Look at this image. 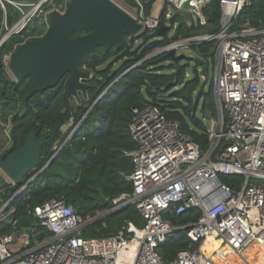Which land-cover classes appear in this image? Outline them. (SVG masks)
Segmentation results:
<instances>
[{"label":"built area","instance_id":"obj_1","mask_svg":"<svg viewBox=\"0 0 264 264\" xmlns=\"http://www.w3.org/2000/svg\"><path fill=\"white\" fill-rule=\"evenodd\" d=\"M134 1L136 6L127 13L139 25V32L164 27L170 38L177 28L171 22L177 13L196 15L195 25L206 24L200 13L209 0H163L162 16L146 13V0ZM67 3L64 9L53 10L62 13ZM184 3L189 8L184 9ZM247 5L248 0H219L216 33L169 41L154 53L171 49L177 53L214 41L218 122L216 130L208 127L210 145L201 152L157 108L132 109L128 130L136 149L127 154L132 171L123 175L132 184V193L128 199L125 195L114 199L109 213L133 204L144 225L138 228L127 221L115 235L85 238L83 222L74 209L64 200H48L30 211L48 235L38 239L32 228L0 235V264H264V25L238 21ZM25 19L12 34L25 28ZM223 112L228 116L225 125ZM220 175L243 176L244 180L236 190L222 183ZM7 205L8 201L0 207V226L13 212H4ZM170 209L177 215L195 210L199 216L194 222L173 226L164 218ZM15 223L10 226L15 228ZM179 230L199 243L198 248L179 251L172 261L164 262L157 249Z\"/></svg>","mask_w":264,"mask_h":264},{"label":"trees","instance_id":"obj_2","mask_svg":"<svg viewBox=\"0 0 264 264\" xmlns=\"http://www.w3.org/2000/svg\"><path fill=\"white\" fill-rule=\"evenodd\" d=\"M10 1L12 3L7 0L0 3V40L5 30L11 29L24 15L28 7L24 3L36 0ZM122 1L131 8L136 6L134 0ZM146 1V13L150 14L149 8L156 0ZM64 5L65 0H53L41 7L46 12L53 7L64 9ZM201 13L206 19L204 26L195 25V22L187 26L183 16L175 14L171 20L177 25L173 38H168L166 33L160 35V28L153 32L143 31L136 37L127 35L120 49L111 47L105 52L99 47L88 54L80 65L90 74L84 81L85 91L68 95L67 83L62 82L26 102L24 97L31 79L25 76L18 81L12 80L6 71L5 59L25 41L39 39L47 26L44 22L36 27L37 18L33 16L21 32L7 37L0 46V89L5 88L0 99V153L7 150L9 156L19 151L32 130L44 142L38 168L23 180L22 185H13L0 174V207L8 201L4 212L13 210L1 224L0 235L32 228L38 239L47 236L48 232L36 224L30 211L48 200H64L85 222L100 212H109L114 208L113 200L121 195L128 199L132 184L123 175L132 171L131 157L127 154L136 149L128 130L133 108L145 105L157 108L166 120L176 122L179 133L196 144L201 152L208 150L210 141L205 116L207 112L216 113L213 79L202 78L194 68L189 74L190 63L185 59L174 61L167 52L154 54L169 41L216 33L221 16L219 0H209ZM246 20L251 25H264V0H248L238 17L239 22ZM85 33L75 29L71 37ZM139 40L142 41L140 45L137 44ZM214 47V41H208L189 48L209 69L214 64ZM109 58L111 61L107 63ZM227 118V113L223 112L225 122ZM5 138L9 139L8 145H5ZM49 161L48 166L16 194ZM219 180L237 190L244 178L220 175ZM133 215L136 216L132 218ZM198 216L199 212L195 210L177 215L170 209L164 214L173 226L194 222ZM13 221L15 228L10 226ZM127 221H132L138 228L145 223L135 206L128 204L85 226L82 236L115 235ZM198 244L191 241L184 230H179L167 236L157 252L164 262H170L179 251L197 250Z\"/></svg>","mask_w":264,"mask_h":264},{"label":"water","instance_id":"obj_3","mask_svg":"<svg viewBox=\"0 0 264 264\" xmlns=\"http://www.w3.org/2000/svg\"><path fill=\"white\" fill-rule=\"evenodd\" d=\"M44 2V0H40L37 6ZM183 8H189L188 4L184 3ZM26 17L27 14H24L7 31L0 40V46L12 34L15 26ZM47 18L48 29L39 39L16 47L9 55L8 70L14 81L25 76L31 79L29 89L24 97L25 102L37 93L56 87L66 79H68L66 85L68 95L85 91L84 81L90 78V74L80 68L85 57L94 53L99 47H102L105 52L111 47L120 49L125 44L127 35L135 36L140 31L135 20L111 0H70L63 13L52 10L48 12ZM75 29H82L86 33L71 37ZM165 32H167L166 28L159 29L160 35ZM167 54L174 61L187 60L194 69L198 70L202 78L208 79V66L203 64L198 56L177 55L174 49L169 50ZM4 93L3 86L0 89V99ZM43 142L44 139L37 138L36 131L32 130L28 133L24 145L19 151L9 156L7 150L0 153V170L13 185H22L23 180L30 175L32 170L38 168ZM50 161L40 168L35 176L47 167ZM96 220L98 217L83 222V227ZM27 233L30 235L31 231L28 230Z\"/></svg>","mask_w":264,"mask_h":264},{"label":"rangeland","instance_id":"obj_4","mask_svg":"<svg viewBox=\"0 0 264 264\" xmlns=\"http://www.w3.org/2000/svg\"><path fill=\"white\" fill-rule=\"evenodd\" d=\"M7 1L11 2L10 0H7ZM39 1H40V0H36V1L33 3L32 0H30L29 2H32V3H24L25 6H28V7H27V10L25 11L24 14H28L27 16H28L29 19H31L33 16H35V17L37 18V24H36V27L41 26V24H42V23L44 24V22L47 23L48 18H47L46 13L52 11L53 9H56V8L53 7V8H50L48 11L44 12V11L42 10L41 5H40L39 7L37 6V3H38ZM44 1H45L44 3H49V4H50L53 0H44ZM65 1H66V0H65ZM111 1H113L116 5H118L120 8H122L124 11H126V12H132V8H131L130 6H127L122 0H111ZM2 2H3V1H2ZM69 2H70V1L68 0V3H69ZM11 3H12V2H11ZM68 3H67V5H68ZM164 8H165V5H164L163 0H156V1L153 3V5H152V8H151L150 14H151L152 16H158V15L160 14V12H161ZM58 9H61V6H59ZM42 11H43V12H42ZM64 11H65V10H63L62 13H63ZM181 15L183 16V20L185 21V23H186L187 26H192V25H194V21H195V19H196V20L199 19V17L196 16V15H192V16H191V15L186 14V13H183V14H181ZM200 15H202V13H200ZM28 18L25 19V23H28V22H27ZM194 18H195V19H194ZM46 26H47V25H46ZM48 26H49V21H48ZM46 29H48V27H47ZM8 30H10V29H6V30H5L3 36L7 33ZM140 33H141V32H139V34H140ZM174 33H175V30H173V31L170 32V37H171V38L174 37ZM139 34H137V35H139ZM137 35H135V36L131 35V37H136ZM141 43H142V41H140V40L137 42V44H139V45H140ZM156 51H157V50H156ZM176 54H177V55L184 54V55L189 56V57H191V56H195V52H194L193 50H191V48L178 50ZM5 60H6V64H5V65H6V71H7L8 75H9V77H10L12 80H14L13 76L11 75V73H10L9 70H8L9 56H7ZM110 61H111V58H109L106 62L109 63ZM192 69H193V66H192V64L190 63V65H189V67H188V70H187L189 74H192ZM83 70H84V71L86 70L85 67H83ZM212 79H213V68L210 67L209 70H208V81H210V80H212ZM88 100H89V99L86 98V101H88ZM215 102H216V100H215ZM205 120H206L207 123H208V127L213 126L215 130L217 129V122H218V110H217V107H216V113H215V114H211V113H209V112L206 113ZM224 125H225V121H224ZM33 171H34V170H32L31 173H33ZM0 173H2V172L0 171ZM2 175H4V174L2 173ZM4 177H5L6 180H8V178H7L5 175H4ZM8 181H9V180H8ZM106 213H109V212H108V211L100 212V213H98V215H96L95 217H98V220H99V219H102V218H104L105 216H107V215H105ZM135 216H136V215H133L132 218H134ZM95 217H93V218H95ZM93 218H92V219H93ZM88 220H90V219H87L86 221H88ZM86 221H85V222H86Z\"/></svg>","mask_w":264,"mask_h":264},{"label":"crops","instance_id":"obj_5","mask_svg":"<svg viewBox=\"0 0 264 264\" xmlns=\"http://www.w3.org/2000/svg\"><path fill=\"white\" fill-rule=\"evenodd\" d=\"M7 127H8V125H7ZM65 128V127H64ZM6 139V142H5V145H8V143H9V139L8 138H5ZM1 175H2V173H0ZM3 177H4V175H2ZM5 178V177H4Z\"/></svg>","mask_w":264,"mask_h":264},{"label":"flooded vegetation","instance_id":"obj_6","mask_svg":"<svg viewBox=\"0 0 264 264\" xmlns=\"http://www.w3.org/2000/svg\"><path fill=\"white\" fill-rule=\"evenodd\" d=\"M63 82H64V83H67V82H68V79L64 80Z\"/></svg>","mask_w":264,"mask_h":264},{"label":"bare ground","instance_id":"obj_7","mask_svg":"<svg viewBox=\"0 0 264 264\" xmlns=\"http://www.w3.org/2000/svg\"><path fill=\"white\" fill-rule=\"evenodd\" d=\"M217 244V243H216Z\"/></svg>","mask_w":264,"mask_h":264}]
</instances>
